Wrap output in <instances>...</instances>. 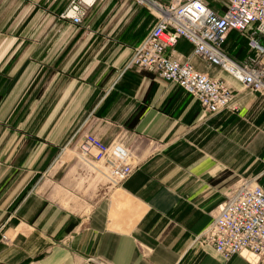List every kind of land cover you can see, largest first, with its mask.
I'll return each instance as SVG.
<instances>
[{
    "label": "crops",
    "instance_id": "crops-1",
    "mask_svg": "<svg viewBox=\"0 0 264 264\" xmlns=\"http://www.w3.org/2000/svg\"><path fill=\"white\" fill-rule=\"evenodd\" d=\"M67 5L0 0V264H250L193 240L240 181L264 191V94L179 40L195 71L234 91V111L207 117L181 88L126 69L152 27L146 9L96 0L74 26ZM222 48L249 55L235 32ZM85 134L128 152L120 186L86 168Z\"/></svg>",
    "mask_w": 264,
    "mask_h": 264
},
{
    "label": "built area",
    "instance_id": "built-area-1",
    "mask_svg": "<svg viewBox=\"0 0 264 264\" xmlns=\"http://www.w3.org/2000/svg\"><path fill=\"white\" fill-rule=\"evenodd\" d=\"M146 9L153 24L143 41L133 49L126 69L147 72L157 80L181 88L211 117L234 111L235 95L224 81L195 71L174 51L179 40L193 47V55L205 64L230 75L245 88L264 94V0H124ZM96 0H68L60 18L80 26ZM211 4L216 5L213 7ZM235 32L246 38L249 55L242 62L228 57L222 45ZM82 160L102 167L110 187L120 186L134 171L130 155L119 144L106 145L91 134L83 135ZM193 244L212 249L224 262L235 256L264 259V191L255 180L240 181L210 226Z\"/></svg>",
    "mask_w": 264,
    "mask_h": 264
},
{
    "label": "bare ground",
    "instance_id": "bare-ground-1",
    "mask_svg": "<svg viewBox=\"0 0 264 264\" xmlns=\"http://www.w3.org/2000/svg\"><path fill=\"white\" fill-rule=\"evenodd\" d=\"M85 165H86V168H89L90 170H92V171H96V169H98L97 167H96V165H94L93 163H85ZM102 171H103V169H101ZM101 171V172H102Z\"/></svg>",
    "mask_w": 264,
    "mask_h": 264
},
{
    "label": "rangeland",
    "instance_id": "rangeland-1",
    "mask_svg": "<svg viewBox=\"0 0 264 264\" xmlns=\"http://www.w3.org/2000/svg\"><path fill=\"white\" fill-rule=\"evenodd\" d=\"M153 18V17H152ZM103 183V182H102Z\"/></svg>",
    "mask_w": 264,
    "mask_h": 264
}]
</instances>
